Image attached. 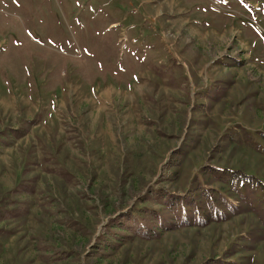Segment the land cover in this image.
Returning a JSON list of instances; mask_svg holds the SVG:
<instances>
[{"label":"rangeland","instance_id":"obj_1","mask_svg":"<svg viewBox=\"0 0 264 264\" xmlns=\"http://www.w3.org/2000/svg\"><path fill=\"white\" fill-rule=\"evenodd\" d=\"M4 192L0 264H264V0H0Z\"/></svg>","mask_w":264,"mask_h":264},{"label":"trees","instance_id":"obj_2","mask_svg":"<svg viewBox=\"0 0 264 264\" xmlns=\"http://www.w3.org/2000/svg\"><path fill=\"white\" fill-rule=\"evenodd\" d=\"M175 162H172L171 165H174ZM169 164L163 165V175L168 177L170 175V170L168 169ZM236 179H239L241 182L251 184L250 176H246L242 173L234 172L233 174ZM198 191L200 196L206 197L205 192L202 187L197 186L192 190V193L185 194L182 197L178 198V202L183 201L185 205L180 204L176 205L174 201L171 200L170 195H165V210L171 214L178 215L177 223L186 222V214L182 213L184 209L189 210V206H192L195 203V195L194 193ZM154 193V192H153ZM156 194V192H155ZM208 196V195H207ZM15 204L13 203L11 192H4L0 198V221H3L8 217V215L12 214L15 208ZM134 209V211H131ZM182 209V210H181ZM153 213V215H151ZM154 210L148 209H136L134 207L129 208L127 211H124L121 214H117L113 216L112 219H109L107 223L103 224L100 228L99 234L96 238L97 242L95 247L99 248V253L102 252L103 249L112 247L113 244L121 240L124 235V231H131L133 234L138 236H142L144 238H151L157 235L158 230L155 228L165 226L166 224H172V221L167 220L163 214H159ZM147 217L158 218V222L155 225H152L148 222ZM111 218V217H110ZM7 235L6 229L0 226V236Z\"/></svg>","mask_w":264,"mask_h":264}]
</instances>
